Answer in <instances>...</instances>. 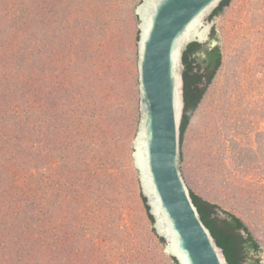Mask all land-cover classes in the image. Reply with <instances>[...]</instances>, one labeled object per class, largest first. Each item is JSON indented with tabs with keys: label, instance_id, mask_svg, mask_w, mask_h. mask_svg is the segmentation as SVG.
I'll return each instance as SVG.
<instances>
[{
	"label": "rangeland",
	"instance_id": "rangeland-1",
	"mask_svg": "<svg viewBox=\"0 0 264 264\" xmlns=\"http://www.w3.org/2000/svg\"><path fill=\"white\" fill-rule=\"evenodd\" d=\"M141 1L0 0V264H175L134 157ZM201 44L221 65L180 171L264 264V0H231Z\"/></svg>",
	"mask_w": 264,
	"mask_h": 264
},
{
	"label": "water",
	"instance_id": "water-1",
	"mask_svg": "<svg viewBox=\"0 0 264 264\" xmlns=\"http://www.w3.org/2000/svg\"><path fill=\"white\" fill-rule=\"evenodd\" d=\"M222 1L142 0L137 7L139 124L134 157L153 228L178 264H228L200 220L180 171L181 59L190 43L207 40L209 18Z\"/></svg>",
	"mask_w": 264,
	"mask_h": 264
},
{
	"label": "trees",
	"instance_id": "trees-1",
	"mask_svg": "<svg viewBox=\"0 0 264 264\" xmlns=\"http://www.w3.org/2000/svg\"><path fill=\"white\" fill-rule=\"evenodd\" d=\"M230 2L231 0H223L209 20L217 16ZM181 60L184 94V109L180 126V143L182 144L184 131L221 65V54L217 46L209 49L201 43L192 42L187 46ZM190 196L200 220L210 231L217 246L223 250L228 264H246L247 249L256 251L258 246L244 223L235 215L220 210L216 204L203 200L192 191ZM140 197L149 220L154 224L145 197L142 194ZM241 232L246 233V236H242ZM158 239L164 243L161 237L158 236ZM171 258L175 264H178L175 258ZM248 264H258V262L253 261Z\"/></svg>",
	"mask_w": 264,
	"mask_h": 264
},
{
	"label": "clouds",
	"instance_id": "clouds-1",
	"mask_svg": "<svg viewBox=\"0 0 264 264\" xmlns=\"http://www.w3.org/2000/svg\"><path fill=\"white\" fill-rule=\"evenodd\" d=\"M215 47V46H214Z\"/></svg>",
	"mask_w": 264,
	"mask_h": 264
}]
</instances>
